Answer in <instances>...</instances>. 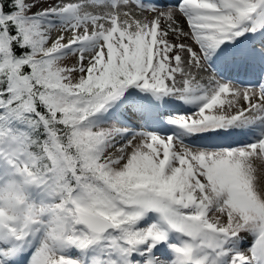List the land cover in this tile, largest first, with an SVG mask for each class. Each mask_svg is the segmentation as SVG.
Wrapping results in <instances>:
<instances>
[{
  "label": "snow or ice",
  "instance_id": "1",
  "mask_svg": "<svg viewBox=\"0 0 264 264\" xmlns=\"http://www.w3.org/2000/svg\"><path fill=\"white\" fill-rule=\"evenodd\" d=\"M0 264H264V0H0Z\"/></svg>",
  "mask_w": 264,
  "mask_h": 264
}]
</instances>
